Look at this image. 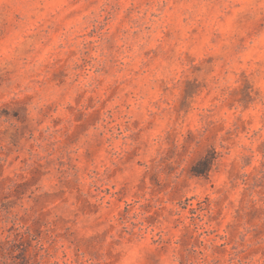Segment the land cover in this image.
I'll list each match as a JSON object with an SVG mask.
<instances>
[{"label":"clouds","instance_id":"obj_1","mask_svg":"<svg viewBox=\"0 0 264 264\" xmlns=\"http://www.w3.org/2000/svg\"><path fill=\"white\" fill-rule=\"evenodd\" d=\"M0 264H264V0H0Z\"/></svg>","mask_w":264,"mask_h":264}]
</instances>
